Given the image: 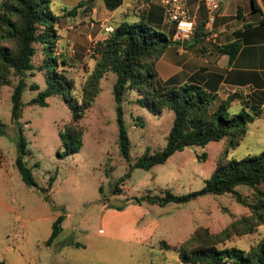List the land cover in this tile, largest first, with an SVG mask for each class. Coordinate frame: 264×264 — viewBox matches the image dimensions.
Returning a JSON list of instances; mask_svg holds the SVG:
<instances>
[{"label":"rangeland","instance_id":"rangeland-1","mask_svg":"<svg viewBox=\"0 0 264 264\" xmlns=\"http://www.w3.org/2000/svg\"><path fill=\"white\" fill-rule=\"evenodd\" d=\"M55 1L51 0L49 4L53 11L57 9ZM145 10L146 8L138 13L132 11V14L138 16ZM159 14L167 26L164 31L168 33L173 23L165 18L162 5ZM87 41L84 40L82 46L74 42L78 52H63L69 63L66 71L73 78L76 88L80 86L93 63V59L84 52ZM197 45L198 41L189 39L188 44L183 47L184 55L197 50ZM177 46H181V43L172 40L154 60L153 67L159 81L170 72L168 63L172 60L178 62L180 54H177ZM25 78L27 83L34 81L38 84V88L25 87L22 90L18 117L26 142L27 152L23 157L37 185H26L14 164L17 123L10 114V86L3 85L0 91L1 264H46L47 260L70 264L90 259L91 249L100 245L107 247L108 256L117 255L124 264H181L173 250L161 248L160 239L169 243L182 241L198 225L206 226L208 231L218 232L230 221L235 220L239 224L241 215L249 213L248 207L229 192L201 193L184 202L168 201L163 204L141 197L161 195L165 189L173 193H184L200 188L224 150V137L210 140L203 146L185 145L174 150L164 161L154 163L149 168L134 166L118 183L120 192L111 193V185L128 169V162L132 163L145 148L152 150L164 144L171 124L172 110L164 109L160 113H152L132 100V91L126 92L122 100V117L130 142L129 160L126 161L119 154L115 139V102L111 91L113 75L106 72L99 79V88L91 104L80 118L82 134L79 148L59 157L57 152L61 150V144L58 130L69 122L70 110L57 95L45 97L44 105L28 102L44 86V78L39 70H34L33 74H27ZM168 80H172V77ZM179 80L178 82L182 81ZM238 89L241 94L248 91ZM219 94L221 95V91ZM244 97L245 95L241 100L233 98L227 106L228 113L244 109L252 114V119L246 124L245 133L234 146L227 149V158L254 154L264 146V101L259 102L254 95L249 97L246 106L242 103ZM250 108H258L259 111L253 114ZM235 187L243 193L247 192L242 184ZM102 196L105 200L101 199ZM103 201L121 206L139 204L143 214L135 233L137 240L141 239V242H122L115 245L113 241L101 240L97 231ZM64 211L69 213L70 221L80 222L79 225L87 228L89 234L85 238L81 235L80 228L67 233L72 240L86 242L90 246L87 251L54 247L46 241L54 214ZM262 234L264 222L259 223L252 232L233 233L217 245L247 248Z\"/></svg>","mask_w":264,"mask_h":264},{"label":"trees","instance_id":"trees-1","mask_svg":"<svg viewBox=\"0 0 264 264\" xmlns=\"http://www.w3.org/2000/svg\"><path fill=\"white\" fill-rule=\"evenodd\" d=\"M121 1L102 0L108 9L115 8ZM92 3L93 0H78L75 5L62 8L61 13H56L50 8V0H0V91L3 85L10 86V114L17 123L14 164L21 179L26 185H37L23 157L27 152L26 142L18 123L22 90L25 87L38 88L36 82H26V75L39 70L44 78V86L28 102L44 105L45 97L57 95L70 110L69 122L58 130L61 150L57 155L62 157L79 148L82 134L80 118L98 91L99 79L106 72H111L115 139L118 152L126 161L129 160L130 142L122 117V100L127 91H132V100L148 111L160 113L164 109H171L173 115L164 144L152 150L145 148L132 163L128 162V169L113 182L110 192H120L118 183L134 166L149 168L185 145L203 146L210 140L224 137V150L200 188L184 193H173L165 189L161 195L141 197L163 204L168 201L184 202L201 193L229 192L249 209L248 214L241 215L239 224L235 220L230 221L218 232L208 231L206 226L198 225L182 241L169 243L160 239L159 244L163 249L173 250L181 264H264V234L247 248L217 245L233 233L252 232L259 223L264 222V146L254 154L239 158L226 157L227 149L238 142L245 133L247 122L252 119V114L244 109L234 113L227 111L230 100L241 96L232 92L219 98L216 93L196 82L173 84L171 80L159 81L153 67L154 60L168 43L172 40L181 43V38L172 37L175 30L173 24L168 34L148 23L145 11L136 19L119 20L103 38L96 41L89 54L93 59L92 66L76 88L73 78L66 71V65L69 64L66 55L58 50V28L62 26L66 14L84 15ZM201 27L193 28L187 39L198 41L200 36H204ZM239 46V39L234 38L213 43L212 49L226 54L230 62ZM256 93L254 91L251 96L244 97L242 103L248 106L249 97L254 95L261 102L262 96ZM250 109L253 114L259 111L258 108ZM1 125L0 122V131ZM238 184L244 185L247 192L238 190L235 187ZM98 190H101L100 185ZM44 196L47 197L46 194ZM62 218V213H58L51 221L46 241L52 240L60 231Z\"/></svg>","mask_w":264,"mask_h":264},{"label":"crops","instance_id":"crops-1","mask_svg":"<svg viewBox=\"0 0 264 264\" xmlns=\"http://www.w3.org/2000/svg\"><path fill=\"white\" fill-rule=\"evenodd\" d=\"M77 1L56 0L57 9L54 12L61 13L62 8L71 7ZM146 1L145 19L147 22L159 29H166V23L161 20L159 14L162 0ZM217 1L219 5L214 10L213 20L207 23L205 22L207 16L205 0H184L187 14L194 22V28L202 25L201 28L205 35L211 32L213 39L208 40L204 37L205 35L200 36L197 50L187 52L184 55L183 47L188 42L189 36L186 37V43L183 46H177V54H180L177 59L178 62L172 60L171 63H168L170 72L166 78L161 80L167 81L172 77L171 83L173 84L180 83L178 82L179 79L182 80L181 82H196L207 90L216 93L217 97L220 96L219 98L236 92L241 97L234 98L240 100L242 96H251L256 91V94L262 96V103L264 101V0ZM136 18L137 16L132 14L131 9L123 1L115 8L108 9L102 0H93L91 8L84 15L75 13L66 14L63 17L64 24L58 30V50L66 52L65 45L69 39L75 40L79 46H82L90 34H101L99 26L101 21L113 25L122 19L132 20ZM69 21L75 23L71 29L65 27V23ZM90 22L93 25H89ZM204 27H207L209 31L207 30V32ZM174 36L173 34L172 37L174 38ZM234 38L239 39L240 46L233 59L228 62L227 55L215 52L212 49V44L226 42ZM76 51L78 52L77 47ZM184 79L186 80L183 81ZM238 88L248 89V91L241 94L237 91ZM220 91L221 95L219 94ZM118 205H110L107 201L102 202L98 216V236H101V240L113 241L115 245L122 242H141V239L137 240L135 231L143 214L142 208L137 203L123 204L117 207ZM57 214H54L53 219ZM62 215L61 229L52 240L48 241V244L54 247L79 249L78 252H85L90 249L86 242L72 240L67 236L70 231L80 228L81 235L85 238L89 234L87 228L84 225H79L80 222L70 221L68 212L64 211ZM91 250L90 259L78 260L70 264H124L119 260V256H108L109 250L105 245L95 246ZM45 263L58 264L51 260H47ZM34 264L38 263L34 262Z\"/></svg>","mask_w":264,"mask_h":264},{"label":"built area","instance_id":"built-area-1","mask_svg":"<svg viewBox=\"0 0 264 264\" xmlns=\"http://www.w3.org/2000/svg\"><path fill=\"white\" fill-rule=\"evenodd\" d=\"M122 1L131 9V11L137 13L145 9L147 6L146 0ZM205 3L207 7V16L205 22L209 23L213 20L214 10L218 8L219 3L217 0H205ZM162 7L165 18L171 21L174 25V35L179 39L190 36L194 28V22L187 14L184 0H162ZM89 25H93V23L90 22ZM74 26V22L69 21L65 23V27L68 29L73 28ZM99 26L102 33L99 35L90 34L88 37V41L84 49L85 54L88 56L92 52L96 41L103 38L112 29V25L104 23V21H101ZM204 28L206 29V31L208 30L207 27ZM204 37L208 40H212L213 34L211 32H208ZM65 51L68 54L75 53L76 47L73 39L67 40Z\"/></svg>","mask_w":264,"mask_h":264},{"label":"water","instance_id":"water-1","mask_svg":"<svg viewBox=\"0 0 264 264\" xmlns=\"http://www.w3.org/2000/svg\"><path fill=\"white\" fill-rule=\"evenodd\" d=\"M185 43H186V39L183 38L182 41H181V45L183 46Z\"/></svg>","mask_w":264,"mask_h":264}]
</instances>
